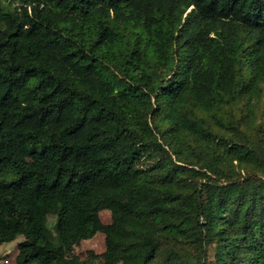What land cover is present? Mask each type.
<instances>
[{"label": "trees", "instance_id": "trees-1", "mask_svg": "<svg viewBox=\"0 0 264 264\" xmlns=\"http://www.w3.org/2000/svg\"><path fill=\"white\" fill-rule=\"evenodd\" d=\"M0 5V246L70 264H264V0ZM54 220L53 226L49 222Z\"/></svg>", "mask_w": 264, "mask_h": 264}, {"label": "rangeland", "instance_id": "rangeland-1", "mask_svg": "<svg viewBox=\"0 0 264 264\" xmlns=\"http://www.w3.org/2000/svg\"><path fill=\"white\" fill-rule=\"evenodd\" d=\"M0 5L9 10L19 8L18 2L0 0ZM99 226L88 225L82 233H70L63 240L65 258L70 264H122L119 260L108 261L106 250H119L123 245V239L109 233L111 216L108 211L99 213ZM54 220L49 222L52 227ZM23 237L0 246V264H14L18 251V244ZM57 264V263H53Z\"/></svg>", "mask_w": 264, "mask_h": 264}]
</instances>
